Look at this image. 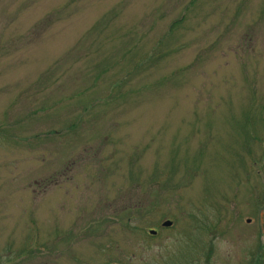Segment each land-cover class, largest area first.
<instances>
[{"label": "rangeland", "instance_id": "1", "mask_svg": "<svg viewBox=\"0 0 264 264\" xmlns=\"http://www.w3.org/2000/svg\"><path fill=\"white\" fill-rule=\"evenodd\" d=\"M0 264H264V0H0Z\"/></svg>", "mask_w": 264, "mask_h": 264}, {"label": "water", "instance_id": "2", "mask_svg": "<svg viewBox=\"0 0 264 264\" xmlns=\"http://www.w3.org/2000/svg\"><path fill=\"white\" fill-rule=\"evenodd\" d=\"M162 225H163V226H169V225H171V221H170V220H165V221H163ZM149 233H150L151 235H154V234L156 233V231L153 230V229H150V230H149Z\"/></svg>", "mask_w": 264, "mask_h": 264}]
</instances>
